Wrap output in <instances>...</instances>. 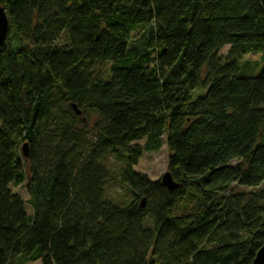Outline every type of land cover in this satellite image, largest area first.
Listing matches in <instances>:
<instances>
[{
  "label": "trees",
  "instance_id": "1",
  "mask_svg": "<svg viewBox=\"0 0 264 264\" xmlns=\"http://www.w3.org/2000/svg\"><path fill=\"white\" fill-rule=\"evenodd\" d=\"M0 8V264H250L264 245V0ZM163 141L174 190L134 169ZM114 181L125 198L108 196ZM24 182L31 213L11 189Z\"/></svg>",
  "mask_w": 264,
  "mask_h": 264
},
{
  "label": "rangeland",
  "instance_id": "2",
  "mask_svg": "<svg viewBox=\"0 0 264 264\" xmlns=\"http://www.w3.org/2000/svg\"><path fill=\"white\" fill-rule=\"evenodd\" d=\"M136 38H138V33L134 35ZM140 40V39H139ZM228 46L223 47L219 53L225 55L226 52L228 51ZM243 60H247L249 62L252 61H259L260 59V54L258 53H252V54H247L243 58ZM259 140L264 141L263 136L261 135ZM23 144V143H22ZM20 145V152H21V146ZM22 154V152H21ZM169 150L167 148V145H165V142L163 141L161 147L157 149L156 151H146L144 152L140 157L136 165L134 166V169L137 171L141 172L144 174L148 179L152 181H158L161 176L167 172V161H168V155H169ZM23 156V154H22ZM235 161H232L231 164H235ZM27 173V171H26ZM28 175V173H27ZM161 180V179H160ZM26 183L18 184V185H13L11 184V189L12 191L18 193L19 196L23 198V200L26 202V207H27V212L31 213L32 212V207H30L28 200L30 198L27 188H26ZM242 189L241 187H236L234 191ZM243 190V189H242ZM106 191L108 192V196L112 200H120L121 198H125L127 196V193L125 189L118 183L117 181H114L113 184H110ZM180 209V206L178 207ZM27 264H41L40 260H35V261H28Z\"/></svg>",
  "mask_w": 264,
  "mask_h": 264
},
{
  "label": "water",
  "instance_id": "3",
  "mask_svg": "<svg viewBox=\"0 0 264 264\" xmlns=\"http://www.w3.org/2000/svg\"><path fill=\"white\" fill-rule=\"evenodd\" d=\"M7 19L4 13L3 8H0V43H3L6 34H7ZM73 108H75V105H73ZM28 144L27 142H23L21 146V152L23 156H28ZM161 183L169 190H174L177 187V183L173 181V178H171L170 172H165L161 176ZM143 205V202H142ZM256 255L254 256L252 262L250 264H264V245H262L257 251Z\"/></svg>",
  "mask_w": 264,
  "mask_h": 264
}]
</instances>
